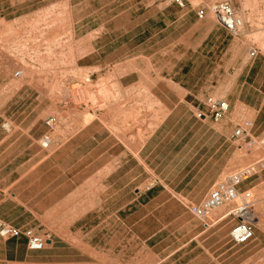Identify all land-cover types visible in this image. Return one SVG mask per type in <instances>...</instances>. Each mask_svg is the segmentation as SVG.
<instances>
[{
    "label": "rangeland",
    "instance_id": "obj_1",
    "mask_svg": "<svg viewBox=\"0 0 264 264\" xmlns=\"http://www.w3.org/2000/svg\"><path fill=\"white\" fill-rule=\"evenodd\" d=\"M221 1L187 0L181 9L173 0H0V201L10 197L3 190L10 169L14 179L32 167L19 171V162L54 154L56 147L40 145L46 121L56 120L66 139L100 125L111 138L107 162L121 158L124 206H149L150 213L124 209L123 220L149 216V232L159 234L155 253L169 247L170 264H264V0H232L245 24L240 37L209 14L199 21L200 7ZM252 48L258 54L250 60ZM102 63L114 64L91 68ZM210 99L229 103L222 120L197 118ZM246 123L248 136L232 139ZM209 127L218 131L212 141L202 132ZM186 157L199 159L196 169L210 157L217 162L209 191L251 170L236 201L250 205L251 242H230L237 219L218 222L230 206L216 210L208 228L189 213L205 180L181 194ZM149 182L156 185L144 193ZM163 204L170 208H157ZM11 214L0 206V215Z\"/></svg>",
    "mask_w": 264,
    "mask_h": 264
},
{
    "label": "crops",
    "instance_id": "obj_2",
    "mask_svg": "<svg viewBox=\"0 0 264 264\" xmlns=\"http://www.w3.org/2000/svg\"><path fill=\"white\" fill-rule=\"evenodd\" d=\"M114 63L90 67L106 68ZM202 94L201 88L195 98H201ZM202 132L209 135L208 141L218 133L213 127ZM59 133L54 128L51 134L53 142L50 148L56 147L53 155L19 162V171L24 165L32 167L18 173L14 179L15 172L10 169L3 188L10 191V197L8 199L4 192V199L0 201V206L12 212V216L0 215V221L47 237V246L43 251L32 252L28 250L24 237L0 238V264H170L172 255L163 256L169 247L155 253V238L159 234L149 232V216L137 221L123 220L124 209L135 213L143 209L150 213L147 211L149 206H124L123 196L127 189L118 176L121 168L116 167L121 164V158L107 162L111 139L107 130L100 125L89 124L67 139ZM197 160L196 157L185 158L179 179L184 186L181 194L187 197L190 193L185 190H192L200 177L205 180L202 190L193 194L198 197L194 201L201 203V198L208 194L210 186L217 180L218 168L213 157L205 159L204 167L200 169L190 168L198 164ZM92 161L96 163L91 164ZM96 164L98 167L91 171ZM108 164L114 166L108 168ZM149 184L153 187L144 193L151 192L156 182H149L146 187ZM130 194L129 191L126 195ZM138 195L142 194H136L137 199ZM157 208L170 207L163 204Z\"/></svg>",
    "mask_w": 264,
    "mask_h": 264
},
{
    "label": "built area",
    "instance_id": "obj_3",
    "mask_svg": "<svg viewBox=\"0 0 264 264\" xmlns=\"http://www.w3.org/2000/svg\"><path fill=\"white\" fill-rule=\"evenodd\" d=\"M174 3L181 9H184L187 5V0H173ZM211 15L215 21V24L228 34L234 37H240L244 28V20L238 14L234 8L232 0H224L212 4L209 7H200L197 10V17L199 20H205ZM257 49H250L249 59L253 60L257 57ZM20 74L17 73L18 77ZM207 113L198 112L197 118L199 120H206L210 116L215 121L222 120L229 112L230 105L225 100L210 99L207 102ZM46 127L50 133L45 134L41 140L40 145L44 150L51 147L53 139L52 132L56 126V120L51 119L46 121ZM246 127V128H245ZM245 127L240 126L234 132L232 139H239L248 136L247 127H251L249 123H246ZM4 128H10L9 125H4ZM261 151L264 153V140L260 145ZM251 174L250 169L241 170L237 173L227 176L225 179L215 183L207 196L201 203L196 205H188L189 213L200 220L204 227H209L208 221L211 219L214 212L224 206H230L229 212L221 217L218 222L233 217L238 220V224L230 231L229 240L235 246H243L252 241L254 237V226L250 220L251 208L248 202L237 204L236 201L240 199V186L249 178ZM153 187L152 184L145 188L149 191ZM249 197V193H246ZM217 222V223H218ZM24 237L27 240V248L32 252H40L45 250L48 242V238L37 234L31 229L22 230L13 227L0 221V238L12 239Z\"/></svg>",
    "mask_w": 264,
    "mask_h": 264
},
{
    "label": "bare ground",
    "instance_id": "obj_4",
    "mask_svg": "<svg viewBox=\"0 0 264 264\" xmlns=\"http://www.w3.org/2000/svg\"><path fill=\"white\" fill-rule=\"evenodd\" d=\"M256 3V2H255ZM250 6V5H249Z\"/></svg>",
    "mask_w": 264,
    "mask_h": 264
}]
</instances>
